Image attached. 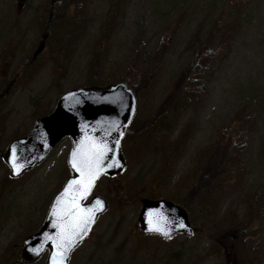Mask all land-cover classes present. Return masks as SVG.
<instances>
[{"label":"rangeland","instance_id":"1","mask_svg":"<svg viewBox=\"0 0 264 264\" xmlns=\"http://www.w3.org/2000/svg\"><path fill=\"white\" fill-rule=\"evenodd\" d=\"M52 1L0 0V254L23 245L43 224L72 174V140L64 138L17 178L5 152L64 91L85 87L90 72L98 86L128 77L143 87L134 90L136 114L122 141L126 167L94 188L92 195L106 199L108 208L71 264H264V0H83L82 25L72 41L45 29L47 23L64 27L67 16L51 17ZM215 26L228 34L205 88L199 85L185 107L180 102L173 122L171 115L158 120L179 100L176 81ZM44 38V50L33 58ZM150 64L156 73L146 86L140 74ZM247 112L255 119L229 139L241 145L238 165L229 162L206 193L209 179H199L207 158L218 144L223 150L226 131ZM143 197L181 205L195 233L170 239L144 234L137 224ZM47 255L34 264H46Z\"/></svg>","mask_w":264,"mask_h":264},{"label":"water","instance_id":"2","mask_svg":"<svg viewBox=\"0 0 264 264\" xmlns=\"http://www.w3.org/2000/svg\"><path fill=\"white\" fill-rule=\"evenodd\" d=\"M44 46L42 41L34 57ZM136 104L135 92L125 82L72 88L61 95L50 114L35 120L28 135L11 142L7 161L12 176L18 177L45 160L63 138L72 140L68 157L72 175L53 197L42 226L25 239L22 255L26 261L49 248V264H69L73 250L90 235L108 206L104 198L90 197L91 193L101 176H113L125 168L121 143ZM97 199L102 203L96 204ZM137 222L144 233L163 239L195 232L187 210L163 198H142ZM66 239L71 241L67 246Z\"/></svg>","mask_w":264,"mask_h":264},{"label":"trees","instance_id":"3","mask_svg":"<svg viewBox=\"0 0 264 264\" xmlns=\"http://www.w3.org/2000/svg\"><path fill=\"white\" fill-rule=\"evenodd\" d=\"M84 6L85 4L83 0H53L50 5V16L53 17L58 16V13H65L67 16L65 17V19H61V23H64V27L60 26V28L56 29L52 27L50 23H47V27L45 26V29L48 28L50 30H53V32H55L54 34H57L58 38H64L68 41H72L75 38H78L79 34L77 30L79 29L80 24L82 25L80 17L81 14H83L82 12L84 10ZM107 24V26H109L111 25V22L109 21ZM62 30L66 31L65 36ZM107 31L108 29H105L104 33ZM227 34V29H221V26H215L212 28L209 38L196 46L193 52V57L191 58L185 69L180 73V76L176 81V87H178L177 89H179L181 92L179 100L177 102L173 101V105H171L169 109L160 111L156 115V118L158 120H162L164 122L166 119H168V116L171 115V119H169L173 122L176 117V114H174V109L180 106V102H182L183 106L185 107L186 103L195 100L198 92L196 88L199 85V87H201L202 89L205 88L204 86L206 84L204 85V80H206V75L208 72H210L211 67L213 66V62H215V60L220 56L217 54H221L220 47L223 45L222 42H224L225 38H227ZM217 37L220 38V41L219 44L215 46L217 47V50H214L215 48L212 49V42ZM164 46L165 45L163 42L161 44V48L163 49ZM98 58L99 57L97 56L94 62L95 70L99 63ZM91 70L93 71V68H91ZM135 72L138 73V70H135ZM154 73H156L155 66L154 64H150L148 70L140 74V78L142 80H145V82L147 83L146 86L150 84V80ZM122 81L129 84L135 91L138 88V86L136 85V78L128 79V77H126V79ZM93 86L98 85L96 81H94V74L89 72V82L86 87ZM141 87L143 86H140L139 88ZM250 118L255 119V115H252L249 112H247L246 114L238 113L236 117L237 121H235L236 125L233 131H231L232 129H228L226 131L227 133L229 132V135L223 141L227 143L224 146L223 150L220 149L218 144L212 150L210 156L207 158L201 177L199 179L200 184L201 182L207 180V178L209 179L208 186L205 187L206 193H208L212 189V185L219 184V181H221V177L223 176V174H221V171H224V169H226V165H228L229 162L234 161L233 164L238 165L237 161H235V158L238 159L241 155L239 151L241 149V145L237 144L236 142H232L229 139L235 136L236 133L240 135V132L242 130H237V128H240L244 124V122L249 121ZM213 167H215L214 170Z\"/></svg>","mask_w":264,"mask_h":264},{"label":"flooded vegetation","instance_id":"4","mask_svg":"<svg viewBox=\"0 0 264 264\" xmlns=\"http://www.w3.org/2000/svg\"><path fill=\"white\" fill-rule=\"evenodd\" d=\"M22 244L23 245L14 244V245L8 246L6 250H3V252L0 254V264H34L35 261L28 262L23 259L22 250L24 246V241Z\"/></svg>","mask_w":264,"mask_h":264},{"label":"snow or ice","instance_id":"5","mask_svg":"<svg viewBox=\"0 0 264 264\" xmlns=\"http://www.w3.org/2000/svg\"><path fill=\"white\" fill-rule=\"evenodd\" d=\"M12 151H13V153L15 154L16 149L13 148ZM74 167H75V165H74ZM90 187H91V184L89 183L88 187L84 188V192L86 193ZM66 190H67V189H66ZM101 203H102V202H101L99 199L96 200V204H101ZM154 230H156V231H163V230L160 229V228H156V229H154ZM164 234L167 235L168 233H167V232H164ZM70 242H71L70 239H66V240H65V246H67ZM61 256H63V253H61Z\"/></svg>","mask_w":264,"mask_h":264}]
</instances>
